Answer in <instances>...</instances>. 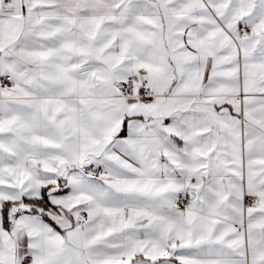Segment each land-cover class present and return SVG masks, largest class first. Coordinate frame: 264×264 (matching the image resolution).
Returning <instances> with one entry per match:
<instances>
[{
  "label": "snow or ice",
  "instance_id": "6c2138e0",
  "mask_svg": "<svg viewBox=\"0 0 264 264\" xmlns=\"http://www.w3.org/2000/svg\"><path fill=\"white\" fill-rule=\"evenodd\" d=\"M0 264H264V0H0Z\"/></svg>",
  "mask_w": 264,
  "mask_h": 264
}]
</instances>
